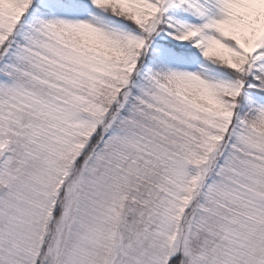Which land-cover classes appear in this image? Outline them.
Wrapping results in <instances>:
<instances>
[{"label": "snow or ice", "instance_id": "obj_1", "mask_svg": "<svg viewBox=\"0 0 264 264\" xmlns=\"http://www.w3.org/2000/svg\"><path fill=\"white\" fill-rule=\"evenodd\" d=\"M0 264H264V0H0Z\"/></svg>", "mask_w": 264, "mask_h": 264}]
</instances>
